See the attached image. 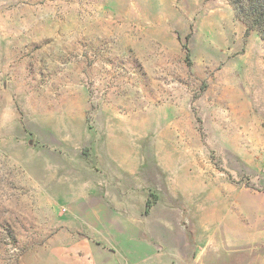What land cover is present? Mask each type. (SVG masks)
Listing matches in <instances>:
<instances>
[{
  "label": "rangeland",
  "instance_id": "374dc122",
  "mask_svg": "<svg viewBox=\"0 0 264 264\" xmlns=\"http://www.w3.org/2000/svg\"><path fill=\"white\" fill-rule=\"evenodd\" d=\"M144 185L154 223L183 210L223 243L255 219L264 41L228 0H0V264L175 261L178 234L133 215Z\"/></svg>",
  "mask_w": 264,
  "mask_h": 264
},
{
  "label": "crops",
  "instance_id": "0c3cea01",
  "mask_svg": "<svg viewBox=\"0 0 264 264\" xmlns=\"http://www.w3.org/2000/svg\"><path fill=\"white\" fill-rule=\"evenodd\" d=\"M121 167L124 168L123 165L113 163V164H109L108 167L106 168L118 170L121 169ZM127 168L128 167H126V169ZM129 175L133 177L135 176L137 181L138 178L136 171L131 172ZM115 176L121 178L123 177V173L116 171ZM121 187L124 188L123 186ZM106 189H107L105 193L106 196L109 197L111 201H115V203L121 207L122 206L121 200L123 199L122 197L123 193H120V196L117 197L116 196L117 195L116 193L118 192L117 188H114V186L110 184L106 186ZM148 191L149 188L146 185L142 187L140 186L138 189L135 190V192H133L129 196V198H134V196H136V199L134 198V201L137 200L138 202L136 203H138L139 206L142 205V208L139 209V206L137 204L138 210H133L134 211L133 215L138 218L137 222L145 221L147 223L146 226L148 224H149L148 226H152L153 224H155L161 226L164 230L166 229L168 232L175 233L176 235L178 234L179 236L178 240L182 239L181 248H183L184 246L183 252L176 258L175 261H169V262L160 261L155 264H216L215 258H212L210 256L207 257L205 260H202L201 254L206 247L209 248L213 247L216 250L220 249V244H221V248L222 245L224 244V248L226 249V251H229L231 253L232 250L240 249L241 250L240 251L241 256L239 257L240 264H264V253L257 254L256 257L254 258V254L250 252V250L253 249L264 250V208H258L256 211L252 210L247 214L248 216L253 217L256 220L255 219H253L252 221L249 220L243 221L241 219H237L236 221L232 220L230 222L231 224L226 227L224 242L220 243L222 241L216 240L214 231L211 232V230H206L205 232H203V234H201L199 231H194V230L192 231L191 228L189 227L190 225L188 226L185 224L184 217L186 214L185 211L183 210H176V211H174L173 209L167 210L163 215H161V212H159L160 214L156 216L159 218V220H155L156 223H154V220H152V217H154L152 211H148L147 214L145 213ZM125 200L127 201L128 199L126 198ZM236 200L238 202L244 201V199H242L240 196H236ZM214 213L215 211H209V215L213 216ZM125 214H131V213L125 212ZM191 214L193 213L189 212L188 216L192 217ZM169 217L177 218V220L170 219ZM150 219H151V223H150ZM249 222L253 223V225H251L250 228L248 227V225H246ZM185 237H187L188 239H186ZM191 250H193L194 253L189 255L188 252H190ZM143 261L144 264H147L146 263L147 260H143Z\"/></svg>",
  "mask_w": 264,
  "mask_h": 264
},
{
  "label": "trees",
  "instance_id": "16d2710c",
  "mask_svg": "<svg viewBox=\"0 0 264 264\" xmlns=\"http://www.w3.org/2000/svg\"><path fill=\"white\" fill-rule=\"evenodd\" d=\"M236 17L246 26V33L255 31L264 41V0H228ZM145 213H148L146 202Z\"/></svg>",
  "mask_w": 264,
  "mask_h": 264
}]
</instances>
